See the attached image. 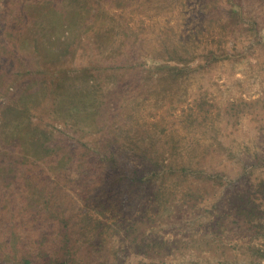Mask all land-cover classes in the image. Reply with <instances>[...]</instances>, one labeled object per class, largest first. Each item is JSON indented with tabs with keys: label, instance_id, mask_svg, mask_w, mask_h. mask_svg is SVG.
Instances as JSON below:
<instances>
[{
	"label": "rangeland",
	"instance_id": "1",
	"mask_svg": "<svg viewBox=\"0 0 264 264\" xmlns=\"http://www.w3.org/2000/svg\"><path fill=\"white\" fill-rule=\"evenodd\" d=\"M0 264H264V0H0Z\"/></svg>",
	"mask_w": 264,
	"mask_h": 264
}]
</instances>
